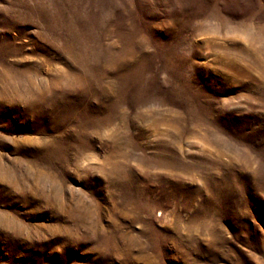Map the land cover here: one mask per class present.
I'll return each instance as SVG.
<instances>
[{
  "label": "rangeland",
  "instance_id": "obj_1",
  "mask_svg": "<svg viewBox=\"0 0 264 264\" xmlns=\"http://www.w3.org/2000/svg\"><path fill=\"white\" fill-rule=\"evenodd\" d=\"M0 264H264V0H0Z\"/></svg>",
  "mask_w": 264,
  "mask_h": 264
}]
</instances>
